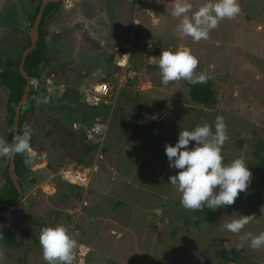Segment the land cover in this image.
I'll return each instance as SVG.
<instances>
[{"label":"rangeland","instance_id":"374dc122","mask_svg":"<svg viewBox=\"0 0 264 264\" xmlns=\"http://www.w3.org/2000/svg\"><path fill=\"white\" fill-rule=\"evenodd\" d=\"M60 1L45 22L55 59L35 83L41 103L35 101L24 123L37 155L19 177L21 200L0 213V264H46L39 232L56 224L83 245L82 260L73 264H264V247L253 250L241 239L264 231V167L257 168L264 151V0H239L240 13L199 42L177 30L174 0ZM40 2L0 0L6 61L14 62L25 46ZM190 2L195 9L205 0ZM179 46L190 48L196 71L210 76L214 104L192 101L184 80L161 83L160 52ZM118 49L130 54L125 71L114 64ZM109 78L113 107L88 105L84 94ZM4 106L0 85V137L6 140ZM218 115L229 136L224 163L243 157L251 180L233 205L193 212L169 183L178 170L169 167L165 144L175 145L180 130L214 124ZM96 117L108 121L100 144L86 136ZM91 143L96 150L84 153ZM6 164L0 157V186ZM66 167H85L88 185L64 180ZM239 215L255 218L238 234L222 229ZM6 228L15 235L13 246L2 242Z\"/></svg>","mask_w":264,"mask_h":264},{"label":"clouds","instance_id":"9594fccd","mask_svg":"<svg viewBox=\"0 0 264 264\" xmlns=\"http://www.w3.org/2000/svg\"><path fill=\"white\" fill-rule=\"evenodd\" d=\"M240 11L239 0H205L195 9L190 0H174L170 15L178 18L177 30L182 37L199 42L208 40L221 21L235 18ZM198 64V58L188 47L161 51L158 60L161 83L164 86L179 80L207 83L210 76L206 71L197 72ZM43 102L47 103V98ZM37 103L41 100L37 99ZM31 137L32 130L27 124L22 131H16L11 142L0 137V157L11 160L17 154H26L27 163L37 155ZM228 139L227 124L218 115L214 124L205 122L192 130H180L175 145L165 144L169 167L178 170L176 175L169 176V183L180 193V204L185 209L197 212L205 207L214 210L231 206L247 190L252 173L245 159L237 157L224 163L222 148ZM254 218V215H239L224 223L222 229L238 234ZM38 238L46 264H73L77 241L64 225L44 226ZM241 239L248 240L253 250L264 247V231L258 235L246 233ZM0 259H3L2 251Z\"/></svg>","mask_w":264,"mask_h":264},{"label":"trees","instance_id":"16d2710c","mask_svg":"<svg viewBox=\"0 0 264 264\" xmlns=\"http://www.w3.org/2000/svg\"><path fill=\"white\" fill-rule=\"evenodd\" d=\"M61 1L50 2L48 3L43 11L42 18L40 20L39 29H38V39L36 41L35 48L32 49L26 56L24 69L31 81L34 83L30 85V90L28 93V97L21 107V112L19 115L18 121V131H22L24 128V123L26 120H29V116L32 114L35 108V101L38 99V90L36 88L35 83H37L43 77L44 68L51 65V62L55 59V55H53L47 46L45 36L47 34L46 29V20L50 18L53 14V10L60 5ZM40 4V3H39ZM39 4L36 6L35 10L31 14V24H33V20L35 14L38 11ZM57 34V33H56ZM30 44L29 33L27 34V41L25 46L21 49L18 55L15 57L14 62L11 61H3L4 55H0V85L5 90V106H4V122L6 127V140L11 142L13 137V116H14V108L21 98L24 90L25 79L22 74L18 70V65L21 58V53L23 49ZM126 49V48H124ZM117 69L118 66H116ZM188 95L192 101L202 103L205 105H212L215 103V96L213 89L211 88V84L209 81L203 84H191L188 83ZM27 105H29L28 108ZM97 148V144L91 143L87 144L84 149V153H91L95 151ZM83 157L80 156L78 158L79 161H82ZM26 156L17 154L14 158V163L12 166V171L14 175L17 177L20 185L21 182L19 177L23 174L24 169L26 168ZM8 164V159H7ZM7 164L5 166V180L2 186H0V201H10L17 197L18 192L8 175ZM48 168L50 164L48 163ZM264 167V151L260 156V161L257 164V168ZM11 205H1L0 213L9 209ZM2 242H4L7 246H13L16 243V238L14 233L6 228L3 230L1 236ZM26 264V263H24ZM250 264H258L256 262H250Z\"/></svg>","mask_w":264,"mask_h":264},{"label":"built area","instance_id":"2783aa9c","mask_svg":"<svg viewBox=\"0 0 264 264\" xmlns=\"http://www.w3.org/2000/svg\"><path fill=\"white\" fill-rule=\"evenodd\" d=\"M130 54L125 50H117L114 56V63L121 70L125 71L129 64ZM123 78V76H122ZM122 78L118 81L120 86L122 84ZM113 88V81L109 78L108 80L101 81L93 86V88L84 94V101L90 105H98L99 103L108 104L109 107H113L114 99L111 95V90ZM108 121L104 120L103 117H96L94 121L89 124L86 136L88 138H94L95 141L101 143L103 135L107 130ZM81 168V169H80ZM62 177L64 180L77 185L79 187H86L90 181L89 172L85 167H66L62 171ZM83 245L79 244L76 248V258L78 261L82 260ZM79 264V263H77Z\"/></svg>","mask_w":264,"mask_h":264},{"label":"water","instance_id":"95a60500","mask_svg":"<svg viewBox=\"0 0 264 264\" xmlns=\"http://www.w3.org/2000/svg\"><path fill=\"white\" fill-rule=\"evenodd\" d=\"M59 0H41L40 4H39V8L37 13L35 14L34 20H33V24L32 27L30 29L29 32V39H30V44L28 46H26L22 53H21V58H20V62L18 65V70L19 72L22 74L23 78L25 79V85H24V90H23V94L21 96V98L18 100L15 108H14V116H13V135L16 133V131H18V121H19V115L21 112V107L23 106V104L25 103L27 97H28V93L30 90V85H31V79L28 76V74L26 73L25 69H24V63H25V59L27 54L35 48L36 45V41L38 39V29H39V24H40V20L42 18L43 15V11L45 6L50 3V2H57ZM148 12L150 13V10L148 9ZM3 61L4 58H3ZM15 158V157H14ZM14 158L11 160H8V164H7V171H8V175L10 176L11 180L13 181V184L18 192V195L15 199L10 200V201H0V206L1 205H14L17 204L23 195V191L21 188V185L17 179V177L14 175L13 171H12V166L14 163Z\"/></svg>","mask_w":264,"mask_h":264},{"label":"crops","instance_id":"0c3cea01","mask_svg":"<svg viewBox=\"0 0 264 264\" xmlns=\"http://www.w3.org/2000/svg\"><path fill=\"white\" fill-rule=\"evenodd\" d=\"M143 4H147V3H151L152 0H141ZM22 29L24 28V26H21ZM115 64V63H114Z\"/></svg>","mask_w":264,"mask_h":264}]
</instances>
